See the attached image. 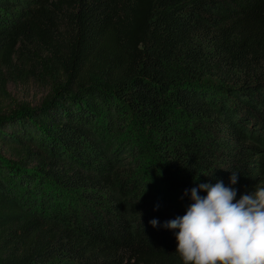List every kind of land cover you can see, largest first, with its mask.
I'll return each instance as SVG.
<instances>
[{"label": "trees", "instance_id": "1", "mask_svg": "<svg viewBox=\"0 0 264 264\" xmlns=\"http://www.w3.org/2000/svg\"><path fill=\"white\" fill-rule=\"evenodd\" d=\"M219 180L264 186V0H0V264H183Z\"/></svg>", "mask_w": 264, "mask_h": 264}, {"label": "clouds", "instance_id": "2", "mask_svg": "<svg viewBox=\"0 0 264 264\" xmlns=\"http://www.w3.org/2000/svg\"><path fill=\"white\" fill-rule=\"evenodd\" d=\"M229 179L235 185L238 173ZM189 193L186 214L163 225L178 230L176 253L183 264H264V186L239 200L237 190L222 180L185 189L184 195ZM150 224L155 228L159 221Z\"/></svg>", "mask_w": 264, "mask_h": 264}, {"label": "rangeland", "instance_id": "3", "mask_svg": "<svg viewBox=\"0 0 264 264\" xmlns=\"http://www.w3.org/2000/svg\"><path fill=\"white\" fill-rule=\"evenodd\" d=\"M5 91L13 103H27L30 106L36 105L46 94V88L30 80L19 83H9ZM9 105V101H4V107Z\"/></svg>", "mask_w": 264, "mask_h": 264}]
</instances>
